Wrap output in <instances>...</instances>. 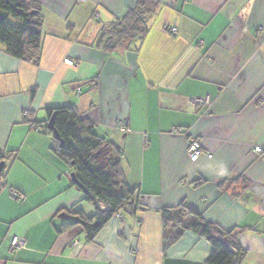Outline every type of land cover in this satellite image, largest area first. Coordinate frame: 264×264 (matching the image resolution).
Here are the masks:
<instances>
[{
    "label": "crops",
    "instance_id": "crops-1",
    "mask_svg": "<svg viewBox=\"0 0 264 264\" xmlns=\"http://www.w3.org/2000/svg\"><path fill=\"white\" fill-rule=\"evenodd\" d=\"M26 1L42 18L39 63L0 47V152L13 153L0 182V264H205L211 245L190 230L163 249V209L238 234L240 264H264V158L253 151L264 149V0H156L143 40L112 53L100 31L138 0ZM62 107L120 150L139 203L91 242L57 215L95 213L52 151L47 111Z\"/></svg>",
    "mask_w": 264,
    "mask_h": 264
},
{
    "label": "trees",
    "instance_id": "trees-1",
    "mask_svg": "<svg viewBox=\"0 0 264 264\" xmlns=\"http://www.w3.org/2000/svg\"><path fill=\"white\" fill-rule=\"evenodd\" d=\"M16 3H19L22 10L20 14L11 7ZM158 6L156 0H138L123 18L103 28L99 43L104 51L112 53L122 48L129 49L131 43L141 42L148 32L147 19L156 12ZM0 10L9 13L8 19L17 21L15 24L9 23L8 19L0 21V47L3 52L16 60L37 65L41 58L42 38V18L38 4L26 0H0ZM31 11L34 13L29 15ZM132 48L135 50L137 46ZM47 114L48 119L54 114L53 125L63 142L59 145L53 138V153L72 170L82 189L74 186L83 193L87 202L95 206V213L89 217L81 211L58 213V216L66 218L61 230L80 227L84 240L91 242L112 217H120L124 213L133 215L136 212L139 207L137 194L129 190L123 181L120 169L122 153L112 143L97 135L89 121L82 119L71 107L51 109ZM27 117L24 116L25 119ZM31 124L39 130L36 123ZM71 141L76 144L77 150ZM12 155L0 152V164H3L0 182L4 180L6 162ZM98 203L106 207L101 209ZM160 214L164 250L177 242L185 230H190L211 245L212 250L205 264H240L245 256V251L238 244V234L221 230L204 221L194 211L163 209Z\"/></svg>",
    "mask_w": 264,
    "mask_h": 264
},
{
    "label": "built area",
    "instance_id": "built-area-1",
    "mask_svg": "<svg viewBox=\"0 0 264 264\" xmlns=\"http://www.w3.org/2000/svg\"><path fill=\"white\" fill-rule=\"evenodd\" d=\"M80 2L84 1V0H79ZM190 1H194V0H190ZM176 29H172L171 32L172 33H175ZM64 64L65 65H68L70 67H73L74 66V63L72 60L70 59H65L64 61ZM193 104L196 105V106H206L208 105V100L206 98L204 99H194L193 100ZM24 116H28V112H25L24 113ZM36 130H38V128H34ZM174 133H179V130L178 129H174L172 130ZM187 155L190 159V161L192 162H195L201 155V149H200V143L198 141V139H196L195 137H190L189 140H188V146H187ZM254 153H256L257 155L259 156H262L264 158V149L263 148H260V147H255L253 149ZM13 196L17 199H20V200H23V196L21 194H18V193H13ZM24 244L23 240H18V239H14L12 241V248L15 249V248H20L22 247Z\"/></svg>",
    "mask_w": 264,
    "mask_h": 264
},
{
    "label": "water",
    "instance_id": "water-1",
    "mask_svg": "<svg viewBox=\"0 0 264 264\" xmlns=\"http://www.w3.org/2000/svg\"><path fill=\"white\" fill-rule=\"evenodd\" d=\"M19 6H20L19 3H16V4L12 5L11 7H12L13 9H15L16 12H17L18 14H20V13H22V10L20 9ZM33 13H34V12L31 11V12L29 13V15H32ZM23 15L25 16V15H27V14H23ZM8 17H9V13H8V12L3 11V10H0V21H3V22H4V21H6V20L8 19ZM53 119H54V114L48 119L47 124H46V128H47V130L52 134L53 138L59 143V145H62L63 142H62V140L60 139L58 133L56 132V130H55V128H54V125H53ZM82 138H84V136H82ZM71 144H72V146H73L74 149H76V150L78 149L77 146H76V144H75L73 141H71ZM2 169H3V164H0V173H1ZM70 177H71L72 183H73L76 187L82 189V186H81V185L79 184V182L76 180L74 173H71V174H70Z\"/></svg>",
    "mask_w": 264,
    "mask_h": 264
},
{
    "label": "rangeland",
    "instance_id": "rangeland-1",
    "mask_svg": "<svg viewBox=\"0 0 264 264\" xmlns=\"http://www.w3.org/2000/svg\"><path fill=\"white\" fill-rule=\"evenodd\" d=\"M9 23L15 24L17 21L15 19L9 18L8 19Z\"/></svg>",
    "mask_w": 264,
    "mask_h": 264
}]
</instances>
